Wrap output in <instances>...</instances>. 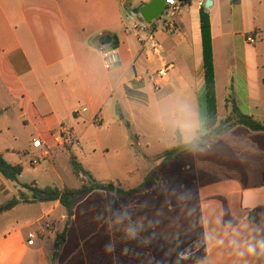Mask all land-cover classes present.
Segmentation results:
<instances>
[{
	"label": "crops",
	"instance_id": "1",
	"mask_svg": "<svg viewBox=\"0 0 264 264\" xmlns=\"http://www.w3.org/2000/svg\"><path fill=\"white\" fill-rule=\"evenodd\" d=\"M150 1L0 0V78L10 95L42 120L45 137L34 138L50 155L47 138L57 132L58 146L66 138L83 151L110 150L101 139L86 140L82 130L78 135L65 128L61 114L78 125L82 120L103 123L117 93V107L139 100L127 88L148 104L155 100L159 108L191 110L201 122L202 98L207 109L202 8L198 0H185L172 30L152 23L162 47L156 55L138 39L146 34L133 29L143 19L139 8ZM204 1L218 120L230 115L234 100L244 114L264 122V0ZM104 36L112 38L110 44H102ZM105 50H115L119 58L111 70L105 68ZM166 63L174 67L156 87L149 75ZM134 139L124 136L116 153L142 146L138 135ZM31 148L37 152L32 143ZM167 150L158 152L162 163ZM188 153L191 165L180 172L192 174L178 183L182 195L148 196L145 191L122 198L94 191L78 202L55 257L53 235L64 229L66 212L58 201L43 202L52 206L32 222L36 229L17 225L0 234V264H264V132L236 125L205 149ZM255 209L258 223L248 219ZM29 232L37 235L34 245L28 244Z\"/></svg>",
	"mask_w": 264,
	"mask_h": 264
},
{
	"label": "rangeland",
	"instance_id": "2",
	"mask_svg": "<svg viewBox=\"0 0 264 264\" xmlns=\"http://www.w3.org/2000/svg\"><path fill=\"white\" fill-rule=\"evenodd\" d=\"M193 11L196 13L195 7ZM193 41L196 46L199 44L195 37ZM119 99L121 97L117 93L111 105L105 108L103 123L94 122L88 125L87 121L82 120L78 125L74 122V117L61 114L65 128L76 129L78 135L82 130L86 140L101 139L104 146L109 145L110 150L107 151L98 146L94 150L83 151L76 144L66 143V138L63 139V144L58 146L54 138L61 133L57 132L53 138H47L52 154L46 159H41L36 165L32 163L34 151L31 148V141L34 137H45L42 120L33 109L23 108L21 101L9 94L0 78V154L9 163L23 166V171L17 179L5 178L0 172V204L14 198L32 200L33 192L28 188L29 186L80 187L83 180L72 169L70 162L72 156H76L100 183L114 182L116 185L121 184V187L126 190L149 186V189L145 190L149 191L148 196L182 195L178 183L190 178L192 173L181 174L180 170L188 163L191 165V153L168 165L160 161L158 152L172 149L178 144L176 130L180 131L184 143L192 141L199 133L206 132L203 123L207 109L203 98L201 122L197 114L191 110L183 113L180 108H175L174 112L173 108L166 103L159 108L155 100H152L150 104L135 100L131 107L122 105L117 107L115 102ZM110 107L113 111H108ZM122 114L124 118L121 117ZM135 135L142 140V146L135 151H132L129 146L121 150L119 154L116 153L115 149L123 146L124 136H129L133 143H136ZM155 137L161 140L160 144L153 140ZM144 143L149 144L148 149L145 148ZM145 191L135 193L129 198L136 197ZM49 206L52 204L40 201L22 202L18 207L0 215V234L17 225H26V230L36 229L37 225H32V222L40 218ZM56 236L57 234L54 233L53 241L56 240Z\"/></svg>",
	"mask_w": 264,
	"mask_h": 264
},
{
	"label": "trees",
	"instance_id": "3",
	"mask_svg": "<svg viewBox=\"0 0 264 264\" xmlns=\"http://www.w3.org/2000/svg\"><path fill=\"white\" fill-rule=\"evenodd\" d=\"M238 0H232L236 2ZM137 12V10H136ZM154 22H151V24ZM200 25L201 36L203 46V59L205 68L206 90H207V111L204 119V127L206 129L205 134L199 133V135L188 143H184L179 131H177L178 144L170 150H167L161 156L165 163H171L180 156L194 151L205 149L208 144L216 140L220 135L231 129L236 125H242L249 128L252 131L264 132V122L258 121L251 115L244 114L238 104L231 101V112L228 117L222 120H218L217 117V101L215 92V71L213 62V50H212V34H211V21L209 14L202 8L200 10ZM116 45V43H115ZM128 95L133 99H139L145 101L144 96L140 93L132 91L127 88ZM124 118L123 114L121 115ZM72 169L77 176H80L83 183L78 188H70L64 186L58 187H45L39 188L36 186H29L28 188L33 192L32 200L25 199H11L6 203L0 204V215L12 210L18 204L22 202H59L65 209L66 222L65 227L61 233L57 235L54 244V257L58 254L60 247L66 241V234L70 227V220L75 213L76 206L80 200L87 197L94 191H107L115 193L118 197H129L135 193H140L149 189V186H142L136 189L125 190L114 182L100 183L92 175V173L84 167L76 156H72L70 159ZM23 171L21 164L13 165L5 160L0 154V172L8 179H17ZM248 219L253 223H258L259 210L255 209L250 212Z\"/></svg>",
	"mask_w": 264,
	"mask_h": 264
},
{
	"label": "built area",
	"instance_id": "4",
	"mask_svg": "<svg viewBox=\"0 0 264 264\" xmlns=\"http://www.w3.org/2000/svg\"><path fill=\"white\" fill-rule=\"evenodd\" d=\"M185 0H166L165 1V11L162 16L153 21L156 22L157 25L162 26L163 28L172 30L175 26L174 20H172L175 16L180 15L183 10ZM198 6L200 8L205 7L204 0H198ZM133 29L137 32H141L142 34H146L144 37L139 36V41L143 44L144 49H148L152 51L154 54L159 55L161 53V45L156 40L155 33L153 30V25L151 22H146L142 19L141 22L135 24ZM250 42L254 43L255 39L250 38ZM119 62L118 55L115 50L104 51V64L107 70L113 69ZM173 64H165L161 69L157 70L155 73L149 75L150 81L154 84V86L159 87L161 82L165 80L168 72L173 69ZM32 146L37 150V152L33 153V164H39L41 159H46L50 155V150L45 148L43 145V141L39 138H34L32 141ZM37 238L36 233L29 232L28 233V244L34 245L35 240Z\"/></svg>",
	"mask_w": 264,
	"mask_h": 264
},
{
	"label": "water",
	"instance_id": "5",
	"mask_svg": "<svg viewBox=\"0 0 264 264\" xmlns=\"http://www.w3.org/2000/svg\"><path fill=\"white\" fill-rule=\"evenodd\" d=\"M166 0H151L150 2L144 4L139 8V14L140 16L146 21V22H153L157 19H159L163 12L165 11ZM211 4L210 1L207 2L206 7H209ZM112 38L110 36H104L101 40L103 45H108L111 43Z\"/></svg>",
	"mask_w": 264,
	"mask_h": 264
}]
</instances>
